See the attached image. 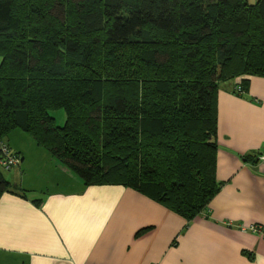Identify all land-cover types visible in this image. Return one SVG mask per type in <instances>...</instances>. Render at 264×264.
Returning <instances> with one entry per match:
<instances>
[{
  "label": "trees",
  "instance_id": "trees-1",
  "mask_svg": "<svg viewBox=\"0 0 264 264\" xmlns=\"http://www.w3.org/2000/svg\"><path fill=\"white\" fill-rule=\"evenodd\" d=\"M0 57V158L7 144L21 166L5 139L21 129L86 186L190 221L222 187L221 84L264 77V0H0ZM7 192L28 191L0 169Z\"/></svg>",
  "mask_w": 264,
  "mask_h": 264
},
{
  "label": "crops",
  "instance_id": "crops-1",
  "mask_svg": "<svg viewBox=\"0 0 264 264\" xmlns=\"http://www.w3.org/2000/svg\"><path fill=\"white\" fill-rule=\"evenodd\" d=\"M240 81L218 92L222 187L190 221L133 188L86 186L48 151L37 161L16 146L23 163L5 177L28 192L0 199V264H264V77L239 95Z\"/></svg>",
  "mask_w": 264,
  "mask_h": 264
},
{
  "label": "rangeland",
  "instance_id": "rangeland-1",
  "mask_svg": "<svg viewBox=\"0 0 264 264\" xmlns=\"http://www.w3.org/2000/svg\"><path fill=\"white\" fill-rule=\"evenodd\" d=\"M249 2L255 3V2H257V0H249ZM0 63H1V57H0ZM52 114L54 115V117L56 119V124H58V125H64L65 124L66 113L63 109H56L52 112ZM5 139L11 144L12 148H14V149H17L16 146H20L21 144L28 147V152H29L30 156L31 155L32 156L37 155V153L39 154V156H41L43 152L47 153L46 148H44L42 145L38 144L31 135H29L28 133H26L25 131H23L21 129L14 130L12 133H10L8 136H6ZM34 157L37 161H39V159H38L39 157H36V156H34ZM22 163H23V161H22ZM33 164H36V162H34ZM17 166L14 168H20V166H18V167ZM51 167L52 166H50V168H47V169H51ZM14 168H12V170H6V169H4V167H2L0 165V169L5 176H7L10 171H13V173H14L15 172ZM36 171L37 170L35 169L34 175H41L40 172H38V171L36 172ZM70 171L73 172L75 177L81 179L80 176L76 172H74L73 170H70ZM43 176L45 178L51 180V181L59 178L58 172L53 170V169L45 170V172L43 173ZM53 185H54V183H51L47 187H46V185H43L42 187L52 188ZM73 186H75V185H73ZM65 187H68V186L66 185Z\"/></svg>",
  "mask_w": 264,
  "mask_h": 264
},
{
  "label": "built area",
  "instance_id": "built-area-1",
  "mask_svg": "<svg viewBox=\"0 0 264 264\" xmlns=\"http://www.w3.org/2000/svg\"><path fill=\"white\" fill-rule=\"evenodd\" d=\"M237 90L240 93H242V91H243L241 86H238ZM1 149H2V152H3V157L0 158V165L2 167H4L5 169L9 170V169H11V168H13V167H15V166H17L19 164L20 157L15 156V154H13L10 151V148L8 147L7 144H2V148ZM258 160L261 161V162H264V151L259 153ZM245 228L248 229L247 226ZM249 229L254 230V231H257V230L260 229V231H262V228H260L257 225H252L251 227H249Z\"/></svg>",
  "mask_w": 264,
  "mask_h": 264
}]
</instances>
